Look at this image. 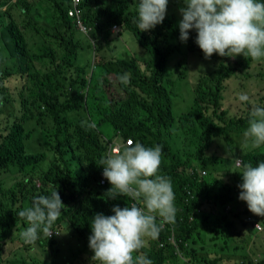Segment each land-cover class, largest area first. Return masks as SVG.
Returning a JSON list of instances; mask_svg holds the SVG:
<instances>
[{
  "label": "trees",
  "instance_id": "16d2710c",
  "mask_svg": "<svg viewBox=\"0 0 264 264\" xmlns=\"http://www.w3.org/2000/svg\"><path fill=\"white\" fill-rule=\"evenodd\" d=\"M29 1L0 0V48L7 53L0 56V258L5 260L0 264H189L192 256L206 258L201 251L211 225L204 222L214 216L199 210L213 189L229 190L219 177L225 171L217 167H235L239 159L223 154L226 137L235 131L245 135L259 122L261 131L249 139L253 146L264 142V97L255 107L247 100L241 116L225 107L232 74L259 64L256 56L234 58L228 37L249 30L253 22L264 24V0H192L185 19L150 15L147 0L139 5L137 0H82L96 53L114 25L130 31L146 50L137 57L143 68L133 58L122 60L119 69L111 60L93 69L79 62L82 47L68 16L70 0H35L34 8ZM8 4L7 24L1 8ZM15 8L18 18L12 15ZM191 31L201 46L212 45L217 64L196 81L193 106L177 119L169 86L174 76L181 80L186 73H169L175 65L170 55L181 51ZM263 41L255 44L264 46ZM112 73L122 100H110L104 89ZM12 78L18 82V114L3 110L12 103L6 85ZM67 114L78 116L69 120ZM101 125L110 126L123 143L133 139L120 154L149 160V175L127 173L131 182L121 188L110 174L106 185L100 184L113 143ZM241 157L247 182H264V146ZM141 207L147 213H139ZM214 219L216 227L223 225L221 212ZM55 226L74 237V249H62L61 238H43ZM35 238L41 251L29 259L22 252L34 248Z\"/></svg>",
  "mask_w": 264,
  "mask_h": 264
},
{
  "label": "rangeland",
  "instance_id": "374dc122",
  "mask_svg": "<svg viewBox=\"0 0 264 264\" xmlns=\"http://www.w3.org/2000/svg\"><path fill=\"white\" fill-rule=\"evenodd\" d=\"M15 1L16 0H13L12 3H14ZM34 1L35 0L29 1L31 8H34L37 5L34 3ZM191 1L192 0H147L146 3L152 4V6L150 7V15H153L155 17L160 16V19H165L177 15L185 19L186 17H188V15H191V13L186 9V6L188 5V3L190 4ZM229 1L234 2L238 0ZM70 2L71 6L68 9V16L75 23V26L77 28V40L82 47L79 50L80 63H89L91 64V68L93 69L100 62L111 60L114 62L116 61L115 67L116 69H119L121 67L120 62L122 60L135 58L137 59L141 67H144L143 61L138 60L137 57L140 56L142 58L146 53V50L139 44L137 38L130 31L124 28L120 29L117 25H114L110 29V36H108L107 38H101L100 42L98 43V46L102 47V49L100 50L101 53H96L95 47L91 46L92 43L89 38V33L92 29L88 27L83 20L84 11L81 6L82 0H70ZM181 2L185 4V7L183 4H181ZM11 4H8L7 6L1 8V11L5 13L7 17V24L11 21L9 15L7 14V10L11 7ZM136 4L139 5L140 0H137ZM12 15L18 18V9L15 8L12 11ZM189 33L190 35L186 40V44L182 46L181 51L179 52L178 50H173L170 55L172 58L171 62H174L177 66V68H172L170 72L176 70L178 74L181 71L186 73V77L181 80H178L180 79L179 77L174 76L172 80L173 84L169 86L170 90L173 92L172 109L174 117L177 119L183 113L189 111L193 106V87L196 86V81L199 80L201 76H204L207 73L214 72L217 64L214 60V51L212 45L209 43L207 46H201L199 44L200 40L197 36V33H194L193 31ZM262 37H264V24H261L260 22L258 23V25L253 22L249 30H242L238 34H235L232 37H228L229 47L234 54V58L242 59L245 55H249L256 56V58L259 59V64H252V66L249 65V68L243 69V71H240L239 73L236 72L235 74H232L233 77L227 83L230 84L229 87H233V90L231 91L229 96L227 93L225 107L227 108L229 113H232L235 116H241L246 113L249 108L247 100L250 101L252 107L263 104L261 102V99L262 97H264V46H257L255 44V41ZM178 38L180 39V37ZM186 45L191 46L192 48L189 49ZM240 53L242 55L239 56ZM0 56H7V53L3 47L0 48ZM4 67L7 66L4 65ZM91 68L90 70L92 71ZM2 75L3 73H1V76ZM106 80L107 82H104V89L107 92L109 99L112 101L122 100V98H124V94H122L123 91L119 87V80L117 79L116 74H109V76L106 77ZM6 85L7 89L9 90L8 92L11 95L10 98L12 100V103H8L7 106H4L3 110L18 114L19 104L17 101H19V94H16L18 91V82L17 80L12 78L6 82ZM77 91V88L74 89L72 91V94H75ZM84 94L86 95V92ZM97 96H101L100 90L97 91ZM77 116L78 115L72 116V114H67L69 120L74 119ZM0 119H2V117H0ZM38 119H45V117H41ZM33 123L36 125V121H33ZM255 126L256 130L251 131L250 129H248V131L245 132V135L239 134L238 137H230L226 141L229 150L232 147L234 148L231 151H228V155H231V153L236 154L238 158L240 157L239 159L241 160V162H243L241 157L243 152H250L252 150L259 149L261 146H264V142H256L254 146L250 142L249 137H252V135L256 136L262 129V125L259 122L256 123ZM99 129L105 134L107 138L111 139L113 142H120L121 145H126V143H123V141L119 139V137H115L114 130L110 126L101 125L99 126ZM112 160L119 177L126 183L131 182L127 177V173L137 175V173L145 171L147 175L150 174L148 169L150 168L149 160L147 161L146 159H142L140 161L132 157L131 155H128L126 152H124L123 154H115V156L112 157ZM237 164L238 161L236 162L235 167L229 168L228 166L230 165L222 163V165H219L217 168H221L225 172L230 169L232 171V178L238 180V184L243 190H251L255 194V202H257V204H260V199L264 198L263 196H261L264 194V182L255 183L254 180L251 184H249L247 182V180L250 178V175L247 173L248 167L244 164H242L241 166H237ZM189 171L191 172L192 170ZM240 176H243V178H241ZM226 180L227 178L225 179V181ZM146 186L147 182L142 184L143 188ZM215 195H222L225 201L226 191H219V189H217ZM152 197H154V195H152ZM212 197L214 196L212 195ZM147 201L157 210V205L154 202L153 198H147ZM223 209L224 208L220 206L219 203H214L210 206L203 207V209H201L199 212H206L210 217H217L219 215V212H221V214L223 213ZM249 210H253L252 207L246 208L244 212H248ZM229 211H234L236 213L241 212L240 209L236 208H231ZM234 216L237 219H241L240 213ZM214 217L208 218L204 222L208 225H211L210 228L205 230L208 239L203 244L204 251H201V253L205 255L206 258H200L199 260L195 259L192 256L189 259V264H219L220 260L222 259L221 252H219L218 250H210V247H213V245L220 244L219 238L220 234L222 233L223 227V225H219L217 227L215 226L217 224V220H215ZM254 223L256 222H253L250 217L247 218V221L241 220V224L244 227L251 225L254 229ZM50 230L58 231V234L55 235L54 238H50L48 234V231ZM59 233L61 234L59 235ZM42 236L45 239L61 238L57 242L62 249H74V237L72 235H69L68 231H62L57 226L47 229L42 233ZM259 237H261L264 244V227L262 232L259 234ZM210 239H214V241H210ZM32 243L34 244L33 249L22 252L23 256H26V253L28 252V254H30L28 256L29 259H31V255L35 256L41 251L40 246L37 244L38 242L36 238L32 241ZM249 244H251V241L249 242ZM15 245L17 246L21 244L16 243ZM9 255V250H7L6 256ZM2 261L5 260L2 259ZM228 263L229 261L225 262V264Z\"/></svg>",
  "mask_w": 264,
  "mask_h": 264
},
{
  "label": "crops",
  "instance_id": "0c3cea01",
  "mask_svg": "<svg viewBox=\"0 0 264 264\" xmlns=\"http://www.w3.org/2000/svg\"><path fill=\"white\" fill-rule=\"evenodd\" d=\"M229 135L230 136H227L228 138H234L238 137L239 133L235 131L231 132ZM113 143L119 144L121 150L126 147L123 144L121 145L120 142ZM231 174L232 171L228 170L219 176L224 177V181L227 178L225 182L230 185L229 190L226 191L225 201L217 198L215 195L217 189H213L211 196L204 200V204L200 208L201 210L203 207L210 206L214 203H219V205L224 208L222 213L223 219L221 220L224 223L219 238L220 244L213 245V247H210V250H218L221 252L222 259L219 264H225L226 261H229L228 264H249V261H252L253 264H259L264 261V244L261 237H259L264 227V198L260 199V204H257V202H255V194L251 190H243L239 186L238 180L233 179ZM240 177L243 178V176ZM218 189H220V187ZM212 195L214 197H212ZM261 196L264 197V194ZM248 207H252L253 210L244 212ZM231 208L240 209L241 212L236 213L234 211H229ZM239 213L241 219H237L234 216ZM249 217L253 222L263 225H261V231H257L255 228L254 230L251 225L244 227L241 224V220L247 221ZM256 223H254V225ZM250 241L251 244H249Z\"/></svg>",
  "mask_w": 264,
  "mask_h": 264
},
{
  "label": "built area",
  "instance_id": "2783aa9c",
  "mask_svg": "<svg viewBox=\"0 0 264 264\" xmlns=\"http://www.w3.org/2000/svg\"><path fill=\"white\" fill-rule=\"evenodd\" d=\"M76 1H79V0H76ZM126 145H128V146L133 145V139L127 140L126 141ZM120 150H121V147H120L119 144H117V143L110 144V147H109V160L110 161H109L108 166L103 168L102 177L100 179V184L101 185H106L107 180H108V178H109V176L111 174V175H113L116 178V181H117L116 184H117L118 187L122 188L124 186V181L119 177L115 167H113V165L111 164L112 160H111V157H110V154H119ZM237 161L239 162V159ZM127 189L129 190L130 193H132V192L134 193L135 192L131 188H127ZM139 213H147V212H146V210L144 208L141 207L139 209Z\"/></svg>",
  "mask_w": 264,
  "mask_h": 264
},
{
  "label": "bare ground",
  "instance_id": "6f19581e",
  "mask_svg": "<svg viewBox=\"0 0 264 264\" xmlns=\"http://www.w3.org/2000/svg\"><path fill=\"white\" fill-rule=\"evenodd\" d=\"M240 165H241V160H239L237 166H240ZM192 174H193V171L189 172V176H190V177L192 176ZM228 208H229V207H228ZM254 228H255L257 231H261V230H262V226L259 225L258 223H256V224L254 225ZM48 234H49V237H50V238H54L55 235L58 234V231H51V230H50V231H48ZM59 235H60V233H59Z\"/></svg>",
  "mask_w": 264,
  "mask_h": 264
},
{
  "label": "clouds",
  "instance_id": "9594fccd",
  "mask_svg": "<svg viewBox=\"0 0 264 264\" xmlns=\"http://www.w3.org/2000/svg\"><path fill=\"white\" fill-rule=\"evenodd\" d=\"M257 46H259V45H257ZM172 68H177V66L176 65H174ZM172 68L169 70V72L172 70ZM176 71V70H175ZM227 141V140H226ZM226 141H225V146H224V149H223V154H226V153H228V151H229V149H228V147H227V143H226ZM231 149V148H230ZM232 150V149H231ZM222 154V155H223ZM237 159V158H236Z\"/></svg>",
  "mask_w": 264,
  "mask_h": 264
},
{
  "label": "flooded vegetation",
  "instance_id": "af4514ba",
  "mask_svg": "<svg viewBox=\"0 0 264 264\" xmlns=\"http://www.w3.org/2000/svg\"><path fill=\"white\" fill-rule=\"evenodd\" d=\"M226 138H228V137H226ZM228 139H229V138H228ZM229 151H231V149H230Z\"/></svg>",
  "mask_w": 264,
  "mask_h": 264
}]
</instances>
